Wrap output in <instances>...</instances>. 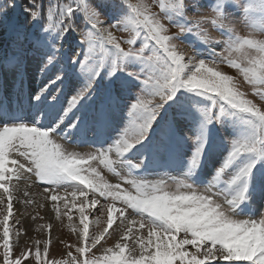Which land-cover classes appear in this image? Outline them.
I'll list each match as a JSON object with an SVG mask.
<instances>
[{
	"label": "snow or ice",
	"instance_id": "6c2138e0",
	"mask_svg": "<svg viewBox=\"0 0 264 264\" xmlns=\"http://www.w3.org/2000/svg\"><path fill=\"white\" fill-rule=\"evenodd\" d=\"M208 6L0 0V264L31 256H14L9 239L13 181L25 174L57 219V201L79 213L82 228L65 213L75 254L54 264H264V0H215L211 17ZM230 8L246 34L224 26ZM205 24L226 39L202 41ZM185 40L191 54L177 44ZM33 65L38 89L27 83ZM89 209L99 213L91 235ZM44 243L33 257L40 264Z\"/></svg>",
	"mask_w": 264,
	"mask_h": 264
},
{
	"label": "rangeland",
	"instance_id": "374dc122",
	"mask_svg": "<svg viewBox=\"0 0 264 264\" xmlns=\"http://www.w3.org/2000/svg\"><path fill=\"white\" fill-rule=\"evenodd\" d=\"M135 2V0H133ZM148 3H152L153 0H147ZM203 3L206 5H209L205 8V15H211V7L210 5L215 2V0H202ZM243 3L244 0H241ZM153 11H155L158 15H162L160 13L158 5H154ZM228 11L231 13L230 23L236 26L237 31H239L241 34H246L248 29L244 23L242 13L235 9H228ZM166 25L168 22L166 20L163 21ZM170 32L169 34H174L177 29L175 27H172L171 25H168ZM114 31V34L117 35V37L122 39L128 38V33L124 32H118ZM217 36L219 39H226L219 31H217ZM75 39V37L73 38ZM177 44L181 51H184L188 54H191L193 49L188 46L187 40L184 42L177 41ZM125 48L128 46L125 44L123 45ZM139 46V42L138 45ZM222 49L220 47H217V51H221ZM220 69L224 71L226 74L233 75L240 81L241 89L248 95L249 98L253 99L254 102L260 103L259 98L255 96L253 93V90L251 86H249L246 82L243 81L242 77L239 76L237 71L230 66H228L226 63L220 65ZM31 79L27 82L31 87L33 88H39L42 84V79L39 77V74L35 70V66H31L29 69ZM11 101V98H10ZM74 150L77 151H88L89 148H76ZM101 174L107 179L110 183H117L120 182L119 177L114 176L113 174L109 173L106 169H103L102 166H100ZM175 174V173H173ZM161 175H163V170H161ZM28 174H25V178L21 179L19 182L13 181V184H15L14 193L17 194L16 201L20 200H27L31 201L30 197L33 198V200L30 203H27V206L24 207V202L16 203L13 201V215L9 217L8 225L10 228V242L13 246V255L18 256L22 250L31 251V256L26 257L24 260V264H40V262H37L34 260V253L36 247H39L41 252H43V249L45 247V241H50L48 244L49 252L47 257L42 256V261L44 264H54V262L65 260L67 259V253L69 250L73 251V254H75V245H76V233L72 232L71 229L68 227L69 220L68 215H65V213L70 214L73 219L71 223L73 225H77L82 228V226L79 225V213L77 209H65L63 206L62 201H57V205L60 208V218L56 221L58 222L55 224L48 213L45 211L47 209H52L53 202L46 201V204L49 203L50 207L47 208H38L41 203H39L40 198H44V194L47 196V193H44L43 186L39 185L34 181V178L32 180H29L27 178ZM153 179L159 178V177H150ZM127 187V185H124ZM21 189V190H20ZM25 190L29 193L28 196L24 195ZM23 191V192H22ZM2 192V190H0ZM21 192V193H20ZM65 193L64 189H61L59 191L60 195H63ZM22 196V197H21ZM20 197V198H19ZM23 197H28L23 198ZM97 199L100 200L101 205L104 203V198L97 196ZM37 202V203H36ZM7 203V200L5 198V205ZM78 203V202H77ZM48 204V205H49ZM259 205L257 204V207ZM25 209L24 211L20 210ZM96 208H100V205H97ZM19 209V211H18ZM0 211H4L6 213V208L4 205H0ZM56 219V213L53 210ZM86 214L89 215V233H91L95 230V224L94 220L99 213L95 209H89L86 210ZM51 226L50 228L48 226ZM106 226V218H103L101 216V225L100 229L102 230L103 227ZM111 232V229H110ZM3 234V226H0V245L3 244L2 239ZM107 238V237H106ZM116 240V236L113 235L112 238L108 239V244L105 246H111ZM36 241H41L39 245L36 244ZM103 242V241H102ZM93 251H95L93 249ZM3 249L0 247V254H2ZM99 254V253H97Z\"/></svg>",
	"mask_w": 264,
	"mask_h": 264
},
{
	"label": "clouds",
	"instance_id": "9594fccd",
	"mask_svg": "<svg viewBox=\"0 0 264 264\" xmlns=\"http://www.w3.org/2000/svg\"><path fill=\"white\" fill-rule=\"evenodd\" d=\"M224 26L228 28L229 30H237L235 25L227 21L224 22ZM217 31L218 29L216 25H212V24L203 25L202 31H201L202 41L206 42L209 45L216 42L219 39V37L216 34Z\"/></svg>",
	"mask_w": 264,
	"mask_h": 264
},
{
	"label": "bare ground",
	"instance_id": "6f19581e",
	"mask_svg": "<svg viewBox=\"0 0 264 264\" xmlns=\"http://www.w3.org/2000/svg\"><path fill=\"white\" fill-rule=\"evenodd\" d=\"M21 190V189H20ZM23 192V191H22ZM21 193V192H20ZM45 194H44V198H40L39 199V203H41L40 205H39V207L38 208H47V207H50V204L49 203H47L46 204V201H50L49 199H45ZM16 197H17V194L16 193H14V199H13V201L14 202H16V203H19V202H24L23 200H20V201H16L17 199H16ZM22 197V196H21ZM20 198V197H19ZM23 198H26V197H23ZM28 198V197H27ZM26 198V199H27ZM30 200L32 201L33 200V198L32 197H30ZM26 201V200H25ZM37 203V202H36ZM49 204V205H48ZM25 206H27V204L25 203V205H24V207ZM20 210H22V211H24L25 209L23 208V209H21L20 208ZM18 211H19V209H18ZM47 213H48V215L50 216V218H51V220L55 223V224H57L58 222L56 221L57 220V218L56 219H54V217H55V214H54V212H53V210L52 209H47V210H45ZM103 218H106V217H104V216H102Z\"/></svg>",
	"mask_w": 264,
	"mask_h": 264
}]
</instances>
